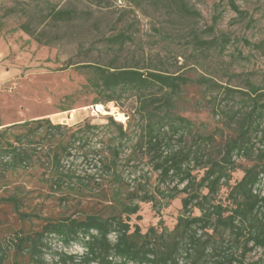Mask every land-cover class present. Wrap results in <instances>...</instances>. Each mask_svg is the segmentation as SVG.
Instances as JSON below:
<instances>
[{"label":"rangeland","instance_id":"1","mask_svg":"<svg viewBox=\"0 0 264 264\" xmlns=\"http://www.w3.org/2000/svg\"><path fill=\"white\" fill-rule=\"evenodd\" d=\"M184 1L194 13H181L170 0H0V132L6 130L5 137L0 135V148L6 139L16 144L12 134L20 130L8 126L25 120L48 118L52 124L65 125L62 131L66 136L84 124L97 126L88 132V147L75 143L72 155L65 154L61 162L63 169L75 173V184L86 190L83 194L67 193L66 186L51 191L46 160L52 144L48 140L42 141V147L36 146L28 166L0 162V227L5 235L21 227L37 230L45 218L98 209L104 202L101 192L113 185L98 163L108 139L116 134L107 117L125 126L136 102L133 96L123 95L117 101L95 103L96 93L82 87L85 73L79 64H107L115 57L116 65L134 63L142 70L157 68L188 77L191 81L185 85L177 108V114L191 122V134L186 138L213 134L216 144L228 133L227 112L248 102V86L264 87V0ZM230 1L241 14L233 10ZM53 7L72 9V20L54 21L50 15ZM23 24H28L40 41L21 29ZM120 31L132 39L118 51L106 46L107 38ZM224 87L234 92L224 96ZM63 106L70 108L62 111ZM261 120L264 130V111ZM102 144L103 149L94 152ZM237 162L251 164L242 157ZM119 169L130 183L139 173L149 171L146 159L139 157L129 163L120 161ZM194 173L200 176L202 170ZM242 174L241 169L233 171L230 183ZM261 183L264 193V176ZM226 193L222 187L217 200L226 202ZM11 196L18 198L16 206L7 199ZM181 196L159 209L151 202H140V219L132 215L131 223H138L142 231L150 226L171 228L181 209ZM17 210L29 217H21ZM230 238L228 232L218 231L208 238L209 246L223 249L225 239ZM49 246L44 264H52L59 250L82 251L79 244L64 247L56 239ZM239 252L235 249L237 260ZM261 255L262 249L254 248L243 262L252 264ZM218 258L215 254L205 256L201 264H215Z\"/></svg>","mask_w":264,"mask_h":264},{"label":"trees","instance_id":"2","mask_svg":"<svg viewBox=\"0 0 264 264\" xmlns=\"http://www.w3.org/2000/svg\"><path fill=\"white\" fill-rule=\"evenodd\" d=\"M169 4L181 13H194L184 0H170ZM230 5L241 14L233 1ZM73 14L70 8L53 7L50 11L54 21H71ZM21 29L40 41L28 24L21 25ZM131 39L120 31L107 38L106 46L118 51ZM78 68L85 73L82 87L97 95L95 103L117 101L123 95L133 96L136 102L125 126L112 116L107 117V124L115 126L116 134L108 139L98 163L100 172L113 185L101 192L104 202L91 212L45 218L37 230L21 227L9 235L0 227V264H44L45 249L50 248L53 239L64 247L79 244L82 251L59 250L52 264H201L205 256L214 254L221 258L215 264H245L246 253L254 248H261L262 255L252 264H264V87L248 86V102L227 112L228 133L216 144L213 134L186 138L191 134V122L178 115L177 108L183 101L185 85L191 81L188 77L157 68L142 70L134 63L116 65L115 57L107 64L84 62ZM223 89L227 97L234 92L231 87ZM69 108L63 106L60 110ZM12 126L20 131L12 134L16 144L6 139L1 146V163L28 166L36 146L42 147V141L48 140L52 144L46 160L51 191L64 186L67 193L86 191L75 184V173L63 169L61 162L65 154L72 155L75 143L88 147V132L97 126L84 124L67 136L62 131L65 125L52 124L48 118L25 120L8 127ZM5 134L6 130L0 132L2 137ZM257 135L260 138H255ZM103 145L94 152L99 153ZM123 153L125 156H121ZM136 157L146 159L149 171L136 175L133 183L125 182L119 162L129 163ZM241 157L251 164L240 165L237 158ZM198 169L202 170L200 176L194 173ZM236 169L243 174L230 183ZM222 187L227 189L226 202L217 200ZM180 194L181 209L171 228L162 226L159 230L150 226L142 231L138 223H131L132 215L140 219V202H151L159 209ZM7 199L16 206L17 197ZM17 212L23 218L29 217ZM218 231L228 232L231 237L225 239L223 249L209 246L208 238ZM235 249H240L238 260Z\"/></svg>","mask_w":264,"mask_h":264},{"label":"bare ground","instance_id":"3","mask_svg":"<svg viewBox=\"0 0 264 264\" xmlns=\"http://www.w3.org/2000/svg\"><path fill=\"white\" fill-rule=\"evenodd\" d=\"M118 114V113H117ZM121 114V113H120ZM119 115V114H118ZM122 115V114H121Z\"/></svg>","mask_w":264,"mask_h":264}]
</instances>
